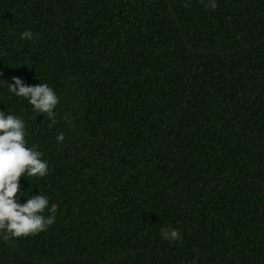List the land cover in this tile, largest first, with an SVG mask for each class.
Segmentation results:
<instances>
[{
	"label": "trees",
	"instance_id": "obj_1",
	"mask_svg": "<svg viewBox=\"0 0 264 264\" xmlns=\"http://www.w3.org/2000/svg\"><path fill=\"white\" fill-rule=\"evenodd\" d=\"M212 2L0 0V111L48 161L18 202L57 205L0 264H264V0ZM12 77L55 90L56 124Z\"/></svg>",
	"mask_w": 264,
	"mask_h": 264
},
{
	"label": "clouds",
	"instance_id": "obj_2",
	"mask_svg": "<svg viewBox=\"0 0 264 264\" xmlns=\"http://www.w3.org/2000/svg\"><path fill=\"white\" fill-rule=\"evenodd\" d=\"M210 6L215 8L216 4L210 0ZM21 39H34L32 31H23ZM2 82L8 92L23 98L32 111L46 115L50 126L56 124L59 97L48 83L29 85L20 77H12L11 83ZM26 135L25 120L21 116L0 111V238L4 240L43 231L55 220L57 205L50 204L45 193L36 192L28 195L23 203L18 202L19 178L24 175L40 178L48 173V161L42 159L37 145H29ZM63 139L64 133H58L56 140ZM45 209L48 215H44ZM161 236L175 241L181 234L173 228H162Z\"/></svg>",
	"mask_w": 264,
	"mask_h": 264
}]
</instances>
